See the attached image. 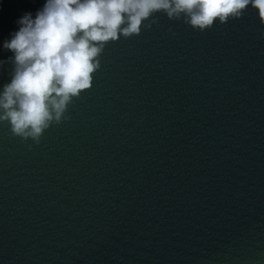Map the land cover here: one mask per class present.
<instances>
[{
    "label": "water",
    "instance_id": "1",
    "mask_svg": "<svg viewBox=\"0 0 264 264\" xmlns=\"http://www.w3.org/2000/svg\"><path fill=\"white\" fill-rule=\"evenodd\" d=\"M45 0H0L3 41ZM37 145L0 122V264H264V24L154 14Z\"/></svg>",
    "mask_w": 264,
    "mask_h": 264
},
{
    "label": "clouds",
    "instance_id": "2",
    "mask_svg": "<svg viewBox=\"0 0 264 264\" xmlns=\"http://www.w3.org/2000/svg\"><path fill=\"white\" fill-rule=\"evenodd\" d=\"M249 5L264 24V0H45L35 14L24 12L3 41L12 68L0 90V122L12 136L38 145L91 89L109 42L151 29L156 13L203 32L240 18Z\"/></svg>",
    "mask_w": 264,
    "mask_h": 264
}]
</instances>
